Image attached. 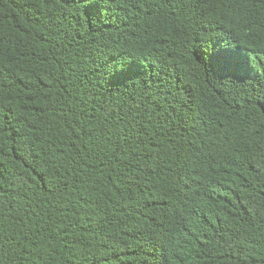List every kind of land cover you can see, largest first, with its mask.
Segmentation results:
<instances>
[{
    "label": "trees",
    "instance_id": "obj_1",
    "mask_svg": "<svg viewBox=\"0 0 264 264\" xmlns=\"http://www.w3.org/2000/svg\"><path fill=\"white\" fill-rule=\"evenodd\" d=\"M0 264H264V0H0Z\"/></svg>",
    "mask_w": 264,
    "mask_h": 264
}]
</instances>
